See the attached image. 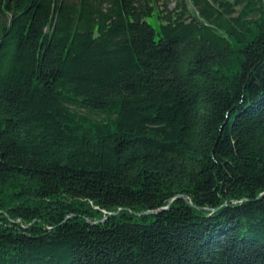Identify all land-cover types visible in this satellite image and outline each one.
<instances>
[{
  "label": "trees",
  "instance_id": "1",
  "mask_svg": "<svg viewBox=\"0 0 264 264\" xmlns=\"http://www.w3.org/2000/svg\"><path fill=\"white\" fill-rule=\"evenodd\" d=\"M0 264H264V0H0Z\"/></svg>",
  "mask_w": 264,
  "mask_h": 264
},
{
  "label": "water",
  "instance_id": "2",
  "mask_svg": "<svg viewBox=\"0 0 264 264\" xmlns=\"http://www.w3.org/2000/svg\"><path fill=\"white\" fill-rule=\"evenodd\" d=\"M146 213L155 214L156 212L155 211H147Z\"/></svg>",
  "mask_w": 264,
  "mask_h": 264
}]
</instances>
